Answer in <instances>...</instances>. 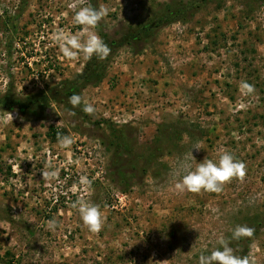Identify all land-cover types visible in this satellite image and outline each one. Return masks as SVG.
Here are the masks:
<instances>
[{"label": "rangeland", "instance_id": "374dc122", "mask_svg": "<svg viewBox=\"0 0 264 264\" xmlns=\"http://www.w3.org/2000/svg\"><path fill=\"white\" fill-rule=\"evenodd\" d=\"M186 1L0 0V98L48 91L82 70L88 60L65 58L52 40L84 30L73 22L80 6L106 5L93 31L117 38ZM104 61L100 80L78 91L93 115L53 101L26 117L0 106V264H198L238 224L255 234L230 246L264 264V0H199ZM241 81L256 92L242 95ZM50 127L76 142L61 149ZM222 149L246 163L243 182L174 190L180 159L192 150L194 169ZM49 163L59 170L51 183L41 172ZM80 197L101 206L98 234L71 208ZM53 218L61 226L50 230Z\"/></svg>", "mask_w": 264, "mask_h": 264}, {"label": "clouds", "instance_id": "9594fccd", "mask_svg": "<svg viewBox=\"0 0 264 264\" xmlns=\"http://www.w3.org/2000/svg\"><path fill=\"white\" fill-rule=\"evenodd\" d=\"M76 9L75 3L69 5ZM110 9L106 5H100L98 8L91 4L80 6L75 11L73 22L83 27L82 32L75 34L68 33L64 29H58L52 34V40L58 45L59 51L67 59H77L80 56L84 60H90L94 55L99 59H106L111 53V49L104 42L103 38L93 31L98 24L109 14ZM242 95L249 96L256 92L255 85L247 81H241L239 84ZM69 103L73 108L81 107L87 115H93L96 112L94 104L88 101L80 94H73L69 97ZM75 115V112L71 113ZM11 115V114H10ZM12 119L13 116L11 115ZM21 119H23L21 117ZM76 142L74 134H57V143L61 149H69ZM201 144L197 143L193 149L200 150ZM195 159L192 150L178 161L177 180L174 184V190L177 193L185 191L191 193H200L201 191L211 193H221L224 186L236 179L244 181L247 175V165L239 160L229 150L222 149L218 160L204 158L193 169L190 160ZM43 180L51 183L58 179L59 170L49 163L41 170ZM79 184L89 191L92 188L93 181L86 175L79 177ZM71 208L76 209L83 221V224L92 233H99L104 227L105 216L99 204L93 203L83 197L78 198L71 203ZM218 211V210H216ZM50 230L60 227V222L53 218L47 222ZM230 238L220 234L216 243L220 246L214 248L210 254L201 253L198 258V264H257V260L252 255H238L236 250L231 247L232 240L242 238H252L255 229L248 225L238 224L231 230Z\"/></svg>", "mask_w": 264, "mask_h": 264}, {"label": "trees", "instance_id": "16d2710c", "mask_svg": "<svg viewBox=\"0 0 264 264\" xmlns=\"http://www.w3.org/2000/svg\"><path fill=\"white\" fill-rule=\"evenodd\" d=\"M197 1L199 0H187L184 3L180 2L175 7L165 5L154 21L151 23H142L134 32L121 34L117 38H110L104 33H99V35L103 38L111 51H114L122 44H130V42L136 38H144L149 35L152 29L157 25L161 23H169L182 17L187 10L196 5ZM103 61L104 59L101 60L94 55L85 63L82 70L75 74L70 80L60 81L59 84L49 88L48 91H40L36 94L26 95L21 98L16 95L6 94V98L4 97L5 99L0 98V106L8 110L16 109L21 116L26 117L29 116V114L33 116L38 115V113L43 110V106L49 101H53L61 104L65 111L76 113L77 110L69 103V97L73 94H78L80 88L86 83H96L100 80L105 66V61ZM47 134L49 139L53 140L57 138L58 132L50 127ZM242 252L244 254L245 251Z\"/></svg>", "mask_w": 264, "mask_h": 264}]
</instances>
